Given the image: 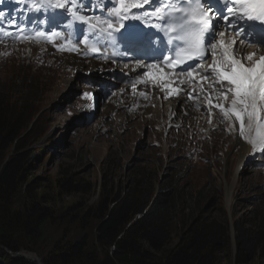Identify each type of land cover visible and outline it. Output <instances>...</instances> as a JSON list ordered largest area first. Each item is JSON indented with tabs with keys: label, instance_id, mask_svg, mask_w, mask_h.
<instances>
[{
	"label": "rangeland",
	"instance_id": "1",
	"mask_svg": "<svg viewBox=\"0 0 264 264\" xmlns=\"http://www.w3.org/2000/svg\"><path fill=\"white\" fill-rule=\"evenodd\" d=\"M68 21L64 14L54 23L47 22L45 30L34 20L26 23L17 20L15 25L10 23V27L0 21V27L6 30L17 31L22 25L32 30L30 39L23 42L12 37L0 38V87L18 93L21 91L14 89L13 84L31 83L33 87L23 93L28 96L34 93L35 108L42 112L25 149L28 154L34 151L31 156L39 161L26 175L29 185L37 188L38 197L45 196L51 201L57 218L42 225L35 251L46 257L53 243L63 239L65 233L66 239L73 241L86 234L91 237L98 223L96 219L87 220L88 230L83 229V218L73 224H61L60 219L75 204L95 207L102 198L103 184L108 192L127 191L134 170L147 168L157 187L165 186L174 178L185 192L196 197L198 191L202 192L206 197L205 208L200 210L202 206H196L193 219L225 214L231 231L227 251L219 253L220 264H238L233 259L236 242L232 226L236 219L248 221L254 212L264 211V155L254 154L250 148L247 157L241 160L236 149L239 146L247 149L249 144L240 138L236 140L223 126L222 117L216 118L217 124L203 123L206 112L202 108L195 109L192 116H183L189 119V125L182 121L179 111L169 116L163 104L156 109L157 114L151 109L143 111L114 103L111 109L103 107V100H110L114 86L108 84L102 73L85 72L74 64L64 63L65 50L73 52L78 44L74 29L64 26ZM50 29L61 35L51 41L35 36L38 31ZM18 74L31 77L33 82ZM7 81L9 83H5ZM110 81L115 82V79L110 78ZM88 91L94 93L91 103L85 101L83 95ZM238 143L241 144L238 146ZM107 158H113L117 164L112 171L107 169ZM68 176L77 183H91L92 192L88 196L82 192L67 195L57 182ZM20 203L23 197L14 204L19 207ZM80 213L82 209L76 212L81 216ZM171 240V246L178 244V235ZM32 254L40 260L37 254ZM258 257L247 264H264V258ZM1 258L9 261L11 255Z\"/></svg>",
	"mask_w": 264,
	"mask_h": 264
},
{
	"label": "trees",
	"instance_id": "2",
	"mask_svg": "<svg viewBox=\"0 0 264 264\" xmlns=\"http://www.w3.org/2000/svg\"><path fill=\"white\" fill-rule=\"evenodd\" d=\"M9 7V2L0 0L1 12ZM19 76L33 82L29 76ZM13 86L21 92L0 87V264H32L22 258H1L20 251L37 254L42 264H220L219 253L227 251L231 231L225 214L193 219L196 206L205 208L202 192L198 191V197L187 193L174 178L157 187L147 168L134 170L127 191L108 192L103 184L102 198L95 207L75 204L60 219L61 224H73L83 218L85 230L90 228L87 220L96 219L91 237L86 234L73 241L67 240L65 233L46 257L38 255L35 248L40 228L57 218L51 201L38 197L37 188L29 185L26 175L39 161L31 156L34 151L28 154L25 149L42 112L35 108L36 95L23 93L33 87L31 83ZM106 166L112 171L117 164L107 158ZM57 184L67 195L82 192L88 196L92 192L91 183H77L70 176ZM19 197L23 203L18 207L14 203ZM81 209L79 216L76 212ZM232 230L236 242L233 259L238 264H247L257 256L264 258V211L254 212L248 221L236 219ZM176 235L179 242L171 246Z\"/></svg>",
	"mask_w": 264,
	"mask_h": 264
},
{
	"label": "snow or ice",
	"instance_id": "3",
	"mask_svg": "<svg viewBox=\"0 0 264 264\" xmlns=\"http://www.w3.org/2000/svg\"><path fill=\"white\" fill-rule=\"evenodd\" d=\"M81 4L82 0H30V8L36 13L49 8L61 10L47 16L48 23H54L57 15L67 13L88 27L91 33L84 37L83 43L89 47L92 40L91 51L94 53L100 52L96 45L105 34L111 37L113 32L125 28L123 21L129 19L132 9H145L143 16L156 21L153 26L168 35L170 43L175 42V54L163 57L157 64L147 65L149 71L143 75L148 79L139 83L147 85L151 80L154 88L167 91L168 95H180L183 89L175 87L176 80L166 79L167 73L154 76L151 71L158 68L159 63L173 71L180 67L193 83L200 84L199 91L206 94L210 114L217 109L224 120L231 122L230 128L238 132V137L251 145L254 154L264 155V55H236L239 44L245 41L264 45V0H114V7L108 13V17L114 19L82 15ZM3 15L0 12V18ZM214 21H223L227 25L225 31L232 37L231 43L218 39ZM12 24L15 25V21ZM60 35L52 29L35 33L36 37H46L50 41ZM224 36L225 32L219 33V37ZM2 37L21 42L30 39L24 27H19L15 35L0 27ZM241 37L238 44L237 38ZM124 39L131 45L140 37L128 32ZM206 55H210L212 62L203 66ZM189 61L198 63L189 64ZM133 91H136L135 83ZM83 95L91 98L88 93ZM213 98L219 102L213 103Z\"/></svg>",
	"mask_w": 264,
	"mask_h": 264
},
{
	"label": "bare ground",
	"instance_id": "4",
	"mask_svg": "<svg viewBox=\"0 0 264 264\" xmlns=\"http://www.w3.org/2000/svg\"><path fill=\"white\" fill-rule=\"evenodd\" d=\"M38 22L39 21H37V23ZM74 49H77L76 55L78 58L69 57V56L65 57V62L64 61L63 62L66 65L74 64L75 66L78 67V69L81 68L85 72L94 71V72L102 73L104 75V79H106L108 84L114 86V88H112V90L110 91L112 93L110 96V100L109 101L103 100V103L105 105V106L103 105V107H108V109H111L113 107L112 103H114L119 106H129L130 108H137V110H143V111L151 109L154 114H157L156 109H159V107L161 108L162 106L161 104H163L168 108L167 109L164 106L169 116H172L173 113L175 114V111H179V113L182 114L181 117L182 121L183 122L186 121V123H188L189 125H191V122L189 121V119L183 116H187V117L192 116L193 115L192 112L198 108H202L206 112V117L205 119H203V123L217 124L216 118L218 120L219 117H222L217 109H213L212 113L210 114L208 108V100L206 99V94L201 93L199 91L200 86L180 87L183 89L180 95H168L167 91H161L160 88H154L153 86H148V85L144 86L135 83L136 91H133L134 83L133 84H129V83H132L133 79L138 78L135 76H139L140 72L143 71L140 68V66L131 65L128 66L127 70L117 69L113 65L103 64L100 63L99 61H95L94 59L86 58V52L82 49V47H78V45H76ZM249 50L250 52H248ZM263 51L264 49H259L257 51L256 46L254 45L245 48L241 44H239V47L236 50V55L247 56L250 53H256L258 57L260 55H264ZM94 55L98 56V54H94ZM118 72H121L122 74L127 73L129 83H124L123 80L120 79H117L118 81L116 82H111L110 81L111 74L113 73L116 74ZM92 92L88 93L90 94L91 98L94 95V93ZM141 92L145 93V95H143L146 96L145 99H143V96L140 95ZM190 96L193 98L191 103L188 102V97ZM91 98L90 99L85 98L86 99L85 101L89 100L91 103L92 101ZM217 102L219 101L213 98V103H217ZM195 106H198V108H196ZM200 115H202V112L199 113L198 116ZM230 124H231L230 121L223 119V126L227 127L231 131V135L232 136L234 135L235 139L238 140L239 139L238 132L235 129H231ZM240 142H242V140ZM221 143L224 144V142ZM240 144L241 143H238V146ZM250 148H252L251 145H249L247 149L244 146H239L236 149L237 155L240 157L241 160L247 157L248 155L247 150H249Z\"/></svg>",
	"mask_w": 264,
	"mask_h": 264
},
{
	"label": "water",
	"instance_id": "5",
	"mask_svg": "<svg viewBox=\"0 0 264 264\" xmlns=\"http://www.w3.org/2000/svg\"><path fill=\"white\" fill-rule=\"evenodd\" d=\"M11 256L15 258L25 259L33 264H41L40 260L34 254L25 251H20L18 253L11 254Z\"/></svg>",
	"mask_w": 264,
	"mask_h": 264
}]
</instances>
